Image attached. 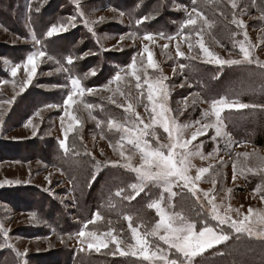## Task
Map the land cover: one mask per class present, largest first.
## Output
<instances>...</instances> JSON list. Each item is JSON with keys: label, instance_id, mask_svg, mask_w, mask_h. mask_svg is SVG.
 <instances>
[{"label": "rangeland", "instance_id": "1", "mask_svg": "<svg viewBox=\"0 0 264 264\" xmlns=\"http://www.w3.org/2000/svg\"><path fill=\"white\" fill-rule=\"evenodd\" d=\"M46 1L28 0L25 3L26 12L29 11V6L31 8H33V4H40L42 6ZM87 1L90 0H74V5H81ZM167 2L169 7L171 0H167ZM235 2L237 3V0ZM140 3L142 2L140 1ZM172 3L173 6H178L176 1ZM125 5L120 6V10L118 11H113L110 7H99L88 10L85 8V11H83L81 6L85 7V5L80 6V13H83V19L80 21L84 25L85 19L88 21H98L100 17H104L105 19L104 22L96 23L92 26L100 52H96L94 49L96 45L79 47L78 52L82 51L81 57H83L84 65L80 71L75 72L74 77L81 78V85L84 88L95 89L94 94L98 97L109 101V97L115 99L116 103L113 104L117 107L118 112L108 116L101 107L97 106L87 109L84 107L87 103L83 105H81V102L73 104L68 111L77 118V114L81 112L85 118L84 121L78 119V124L64 116L66 108L63 101L69 92L60 83L59 77L63 76L64 72L61 74V71L57 72L56 69H52L55 66V62H51L48 56L49 52L45 47V44L57 40L69 30L77 28L78 25L75 24L73 27L68 23L64 24L68 27L67 31L59 32L52 37L44 35V40L40 44H36L32 38L35 33L29 31L28 25L22 24L21 28L23 32L18 30V34L20 35H15L1 24L3 21H0V224L8 232L6 243L3 232L0 231V245H4L0 247V264H40L38 262L40 256L45 257L50 252H58L61 250L62 241L64 240L69 243L70 249L81 250L83 253H89L91 250L88 249V243L93 242L91 238L79 237L78 233L72 238L35 237L33 234L39 231L42 225L36 216L35 218L32 217V214H35L36 211L35 207L15 202V199L25 198V194H27L28 196H32L28 200L34 205L39 204V201L44 198L46 199V197L74 204V201L69 199L71 191L67 195L68 199L60 197V190L64 188L70 189L69 184L58 169L41 160L42 156L40 154L42 151H36V159H34L35 157H25L23 155L24 149H19L18 152L14 153V151H17L18 146L16 147V145L18 143L34 141L39 145L40 141L48 139L52 147V140L50 139L52 138L57 145L53 152L58 154L60 149L62 153L68 155L70 149L66 154L64 149L60 147V142L65 140L66 130V144L68 148L75 129L78 130L77 133L83 135L80 146L82 149L81 154L99 162L97 163L99 166H96L95 172L102 173L105 168H109L111 171L112 168H118L117 171L123 173L122 175L118 174L107 177V179L111 180V192L121 186L124 193L123 195L121 192H119L120 195H117L118 191L111 193L106 205L101 207V213L116 210L118 207L120 209L123 208L115 197L121 199L123 196H134L135 198L139 197V200L142 202L139 203L142 205V208H138L139 205L132 208L137 216H139L138 214L143 210V207L146 206L154 214L151 218V225L159 221L160 217L157 215L156 209L150 208L148 205L157 199L161 193H163L165 204H167L169 202V194L163 192L162 188L149 184L144 188V191L136 195L135 191L130 187V185L138 182L136 173L122 167L128 161L120 156V151H124L125 157H132L131 163L133 166L141 164V153L133 145L128 144L126 140H120L122 133L117 132L115 129L110 130L107 126L109 119L125 123L130 118L129 113L124 110L129 103L133 105L135 113L139 114L144 123H151L153 116L152 104L147 100L146 84L143 85L142 89H137L135 87V78L122 73L124 81L120 83V88L124 93L123 95L118 93L114 95L117 88L115 82L109 85L110 78L114 77L115 73L121 68H126L132 62L133 57L136 58L138 67L142 69L146 68L150 78L160 75L159 70H162L163 75L168 77L164 83L169 92L167 107L171 111L166 113V115L174 117L181 125L191 126L185 129L184 139H190L192 133L200 126L196 123L197 121L207 123L215 119V117H210L208 120H205L202 116L205 111H210V102L213 99L225 97L229 101L264 105V70H261L256 63H245L242 65L207 63L205 61L208 60V57L201 51L199 44V41L203 39V43L209 51L219 58L227 60L242 59L238 42L244 41L246 46L251 45L249 48L251 58L254 61L259 60L260 63H264V21L262 20L263 17L256 12L253 3L252 7L250 6L247 10L245 7L243 8L245 12L238 20L244 21L245 28L241 29L239 27L240 31L237 34V39L235 44L232 45L235 48H231L232 50L229 49V51L224 50L215 40H213L215 43H212L213 45L209 47V43L205 40L202 33L197 35L196 31H192V28L195 26H189L190 31L186 35L180 30L176 34L164 33L163 38L158 36V33L153 34L154 41L144 40L143 36L126 32V29L132 26V19L126 13ZM120 12H123L124 15L121 16ZM189 12H191V9H187L186 15ZM8 16L10 17V14H7ZM199 21L201 20L198 19L197 23ZM110 26L114 27V29L110 30ZM196 26L199 25L197 24ZM98 30H103V32L97 34ZM245 32L248 37L247 41H245ZM121 36L125 37L123 41H121ZM167 37H173V39L169 40ZM189 42L192 44L191 50L189 49ZM164 45H168V47L165 48ZM177 45H179L180 51L185 53L184 57L177 55ZM54 46L57 49V44ZM145 46L152 52L153 60L158 64L159 70L147 67V53H144ZM20 48L27 55H25L23 61L15 64V61L7 58L8 54L6 52L9 53L11 49H14V51L16 49L20 50ZM37 50L45 51L46 56L37 61L36 75L33 77L31 84L24 87L23 91H21L23 81L27 78L24 63L27 56ZM85 53L92 54L85 56ZM192 57H195V59H192ZM186 60L203 62L204 69H200L195 76L193 75L190 78L188 74L183 73L184 70L180 67L182 65L181 62ZM5 61L8 63H5ZM16 65H20V67L17 70V75L14 77L11 69ZM209 67L216 68L215 70L220 72L219 75L214 76L210 74L205 79L195 82L194 78L205 76ZM92 69L96 70L95 76L98 75V70H100L99 76L102 73L104 75L98 80L86 82L80 73L81 71L88 73ZM173 69H175V73ZM178 75H182L183 82L186 84H171ZM52 77H55L56 83L50 86L49 82ZM141 83H143V76ZM182 84L184 85L183 87L180 86ZM105 85H109L113 89V92L105 91ZM186 86L189 90L188 94L180 96L172 104L173 95L175 93L177 95ZM216 87L220 90H217ZM214 89L215 91H224L219 94L215 93ZM202 90H204L205 94H203ZM52 91L54 98L49 103L47 94L52 93ZM142 92L143 95H141ZM85 95H88V93L85 92ZM186 98L188 104L187 110H184ZM74 99L82 100L79 97ZM118 104L123 107H118ZM49 105L54 107H48ZM173 105L176 108L175 111ZM158 111L159 109H157ZM260 114H264V109L260 107L240 110L234 108L225 109L221 113L223 132L225 134L217 137L215 129L210 128L205 135L199 136L196 141H193V145L190 146L192 150L196 151L198 148L199 152L203 155L192 157L188 175L194 179L198 174V169L208 168L209 171L203 175L201 180L195 181L196 195H193L189 188L182 186L183 181L179 182V186L173 187L172 191L176 195L170 201L173 206L170 209L171 211L180 212L191 221L196 222L197 229L202 226L205 220L210 226H216L218 223L211 219V205L208 204V199H211L213 196L215 197L214 203L222 205L220 207L221 214H224L226 208L230 205L232 211L228 214L234 220L248 215L249 208L264 211V199H262V196H264V166H262L257 156L252 155L256 153L259 157H264V148L251 143L252 138H255L252 134H255L253 132L256 131L255 126H257ZM190 118L196 119L188 121ZM98 121L102 123L98 125ZM70 126L71 129L69 130ZM140 128H143V124H140ZM155 132V137L152 135L145 137L153 147H157L158 143H168V133L164 132L159 124L155 125ZM120 143L123 144L122 149L119 147ZM50 145L46 147L43 145L44 153L46 150L48 153ZM37 148L40 149L39 146ZM164 151L167 154V150L165 149ZM18 153L20 155H16ZM242 153H249V156L246 158L242 155H237ZM233 164H236L237 167L235 180L232 178ZM248 169H253V171H248ZM97 177L98 175L95 176L92 184L95 183ZM212 180L216 181L215 186H213ZM7 181H11L12 183H8ZM229 189H231L230 193L228 192ZM98 193H96L97 196ZM205 193H208L207 197H205ZM63 208L73 210V207L68 205H64ZM46 209L48 212V207ZM134 219L131 221L132 227L137 228L143 234L145 227L139 223L140 218H138V222H134ZM123 220L125 222H121L120 224L128 225V237L125 227H118L117 231L115 229L107 230L102 223V219L95 220V230L91 231L96 232L105 242H108L110 238L104 234L111 231L118 241H123L120 245L121 249L128 250V245H134L135 240L132 239L129 220L125 218ZM252 227L255 232L264 226L254 223ZM224 228L227 230L226 225ZM236 235L240 236L239 240L235 238ZM148 239L150 242L155 239L162 248L167 250L168 246L163 241H159L158 238L148 237ZM81 240L84 243H81ZM111 246L115 248V252L111 251L114 253L111 256L113 262L119 264H149L148 261H144L139 255L121 256L116 244L108 242L107 248ZM107 248L101 247L100 250ZM153 250L155 249L153 248ZM93 251L96 253L100 252L96 251L95 248H93ZM18 253L26 254L18 255ZM171 253H175V250L172 249ZM52 254L54 260H49L44 264H62L61 254ZM170 258H175V256L170 254ZM74 263L75 259L69 264ZM192 264H264V240L258 239L255 235L248 236L247 234L233 233V238L230 241L209 249L202 255L193 258Z\"/></svg>", "mask_w": 264, "mask_h": 264}, {"label": "trees", "instance_id": "2", "mask_svg": "<svg viewBox=\"0 0 264 264\" xmlns=\"http://www.w3.org/2000/svg\"><path fill=\"white\" fill-rule=\"evenodd\" d=\"M27 1L28 0H0V16H2L0 21H3L1 24L15 35H20L18 34V30L23 32L21 25L26 24L29 26V31L35 33L36 38L40 41H43L44 35H46V32L51 26L67 23L69 24L70 17L76 18L75 24L78 25L77 28L69 30L57 40L45 44V47L49 52L48 56L51 57V62H55V66L52 69H58L61 67V65H63L64 68L69 69L68 72L61 71V74L64 72V75L59 77L61 85L66 86L64 87L66 91L70 90V81L68 79L69 74L74 77L75 72L80 71L84 65L82 58H80L82 51H80V53L78 52L79 47H91L96 45L94 49L96 52H100L98 48L99 45L97 44L98 41L96 40L95 35H93V33L89 31V28L85 26L82 21H80L83 19L80 15L81 5H85V7L81 6L83 11H85V8L88 10L99 7H110L111 9L118 11L120 10V6L126 4L124 8L126 7V13L129 14L130 18L132 19V26L128 27L126 32L136 34L138 36H144L146 33H158V36H160L161 33L176 34L180 30L184 35H186L190 30L188 27L182 29V22L188 18L186 15L187 9L192 10L193 7H196L211 25V27H209L208 25H205L203 21H199L197 23L199 26H195L196 33H202L205 40H207L209 43V47L213 45L212 43L216 42L227 51H229L231 48H235L232 45L235 44L237 34L240 29L238 25L232 21L234 18L237 20L241 18L242 14L245 12L243 9L244 7L247 10V8L250 6L252 7L253 3V7H255L256 12L263 17L262 20L264 21V0H237L236 8L232 7V4L229 0H196L195 5L193 4L192 0H171L169 7L167 0H90L84 2L81 5H74V0H47L42 6L40 4H33V8L26 12L25 3ZM140 1L142 3H140ZM174 1L177 2L178 6H173L172 2ZM37 8L39 9L38 11ZM7 14H10V17H7ZM144 16H150L152 18L143 21V23L137 24V21L142 20ZM113 29L114 27L110 26V30ZM102 32L103 30H98L97 34ZM26 36L28 37V35ZM213 40H215V42ZM55 44H57V49L54 46ZM6 53L8 54L7 58H9V60L15 61V64L23 61L25 55H27L21 48L20 50L16 49L15 51L14 49H11L9 53ZM69 56L73 57V63L71 65L67 63V58ZM181 63L185 66L182 68L184 70L183 73L188 74L190 78L193 75L195 76L200 69H204L203 62L200 63L193 60H186ZM215 69L216 68L211 67L207 68L206 75L202 78H194V81L199 82L198 80L205 79V77L210 74L218 76L220 72L216 71ZM85 73L86 72L83 73L81 71L80 75L84 77ZM99 73L100 70H98L97 76L90 75L85 79V81H95L100 79L104 73H102L100 76ZM50 79V86L55 85V77ZM179 83H185L183 82L182 75L176 76V78L171 82L172 85H177ZM216 88L217 90H220L218 87ZM188 91L189 90L187 86L182 89V91H177L178 96L176 93L173 95L172 104H174V102L177 100V98H180V96L188 94ZM223 91L224 90L215 91L214 89V92L219 94L223 93ZM202 92L205 94L204 90H202ZM53 95V91L52 93L47 94V100L49 103L52 101L51 99L54 98ZM110 101L105 98L98 97L96 94H88L82 97L81 105L87 103L94 105L93 108L97 106L101 107L105 111V114L109 116L118 112L115 104ZM173 109L174 111L176 109L174 105ZM77 115L79 120L82 119L84 121L85 118L82 116L81 112H79ZM195 119L196 118H190L188 121H194ZM255 127L256 131L253 132L255 134H252L255 138H252L251 143H254V145L258 147L264 148V114H260L258 116V123ZM77 132L78 130L75 129L74 133L72 134V138L70 139V152L68 155L62 153L60 149L58 154L53 152L57 145L52 138H50L52 140V147L48 139L40 141L39 145H37L34 141L29 143H18L16 145V147H18L17 151H14V153L18 152L19 149H24L23 151L25 152L23 155L25 157L28 156L29 158H34L36 151H42L40 154V156H42L41 160L44 163L51 165L53 168L58 169L65 177V181L69 184L70 189L64 188L63 190H60V197L68 199L67 195L71 191V196L69 199L74 201V204H70L66 201H61L60 199L54 200L46 197V199L44 198L43 200H40L39 204L34 205L28 200L32 196H28L27 194H25V198L15 199L16 203H24L25 205L35 207V216L42 225L40 230L36 231L33 235L35 237L42 238H72L81 230H95L94 225L96 223V213H99L102 217V223L105 225L107 230L115 229L117 231L118 227H125L127 237L128 225L120 224L121 222H125L123 219L126 216H131L132 219L135 218L134 222H138V218H140L139 223H141L144 227H150L151 218L154 215L152 211L145 206L143 207V210L139 212V216H137V214L132 209L138 205V208H142V205L139 204L142 203L139 200V197L134 199L131 198L133 196H123L121 199L115 197V199L121 203L123 208L120 209L118 207L116 210H109V212H100L101 207L106 205L108 197L111 193H114L115 191L121 192L122 195L124 193L121 186L111 192V180L107 179V177L118 174L122 175L123 173L117 171L118 168H112L111 171L109 168L105 167V170H103L104 172H95L96 166H99V164H97V162L91 157L83 156L81 154L82 149L80 146L82 144L81 138L83 135ZM43 145L45 147L50 145L48 153L47 150L44 153ZM37 146H39L40 149H38ZM16 155L20 154L18 153ZM34 159H36V157ZM96 175H98V177L95 180V183L92 184L93 177ZM96 193H98V196ZM64 205L73 207V210L64 209ZM46 207L49 209L48 212L47 209L45 210ZM89 221H94V223H88ZM85 225H87L86 228ZM62 242L61 250L58 252H50L45 257L40 256L38 262L40 264H44L49 260H54L52 253H60L62 264H69L71 261H73V259H75L74 264H119L112 261L111 256L114 254L113 252H115V248L113 246L104 250H100L99 253L94 252L93 249H91L89 253H83L81 250L70 249L69 243L67 241L64 240Z\"/></svg>", "mask_w": 264, "mask_h": 264}, {"label": "snow or ice", "instance_id": "3", "mask_svg": "<svg viewBox=\"0 0 264 264\" xmlns=\"http://www.w3.org/2000/svg\"><path fill=\"white\" fill-rule=\"evenodd\" d=\"M193 4H196V0H192ZM232 3V7L236 8L237 4L235 0H230ZM29 10H31V6H29ZM39 9L37 8V11ZM115 11V9H113ZM121 16L124 15L123 12L119 13ZM195 14V15H193ZM83 16V13H80ZM188 18L182 22L181 28H187L189 26H196L198 19L203 21L205 25L211 27L207 19L203 16L201 12L197 10L196 7H193L191 12L187 14ZM152 17L144 16L142 20H138L137 24L143 23ZM104 17H100L98 21H88L85 19V26L89 28V31L95 35L93 25L96 23L104 22ZM75 17L69 18V24L71 26H75ZM233 23L237 24L241 29L245 28V23L243 20L233 19ZM68 27L64 24L53 25L46 32L47 37H52L54 34H58L62 31H67ZM192 31H196V28L193 27ZM197 35L200 33L197 32ZM160 36L163 38V34ZM245 41H247V33H244ZM33 40L36 44H40L41 41L33 35ZM125 39L124 36H121V41ZM144 40L154 41L153 34L146 33L143 36ZM167 39L171 40L173 37H167ZM239 49L242 54V59H221L216 56L213 52L209 51V49L204 45L203 39L199 41L200 49L204 53L205 56L208 57L207 63H216L219 65H242V64H253L256 63L261 70H264V63H260L259 60H253L251 58V53L249 48L251 45L246 46L244 41H240ZM165 48L168 45H164ZM192 44L189 42V49L191 50ZM144 53H147V67L152 68L154 70H159V66L153 60L152 52L149 50L147 46L144 47ZM92 53H85L84 55H90ZM142 55V54H141ZM177 55L180 57H184L185 53L180 51L179 45H177ZM46 56V52L43 50H37L29 54L24 63V68L26 71V80L23 81V85L21 87V91H23L24 87H27L31 84L33 77L37 72V61L43 59ZM83 58V57H80ZM51 59V57H49ZM195 59V57H192ZM5 63H8L5 61ZM67 63L71 65L73 63V57L69 56L67 58ZM30 66V67H29ZM20 65H16L12 67L11 72L15 77L17 75V70ZM181 68H184V65H180ZM57 72L65 71L68 72L69 69L64 68L61 65L60 68L56 69ZM160 71V75L155 77H149L146 68L142 69L138 67L137 60L133 57L132 62L126 66V68H121L117 71L114 77L110 78L109 85L113 82L117 84V88L115 89V94L123 95L124 93L121 91L120 83L124 81V76L122 73H125L128 76L134 77L136 84L135 87L137 89H142L143 85H147V100L152 104V119L151 123H144V121L139 117L138 113H135L134 107L131 103L127 105L124 109L125 112L129 113V119L125 123H119L114 119H109L107 121L108 128L115 129L117 132L122 133L120 136L121 141H127L128 144L133 145L136 149L141 153V164L139 166H133L131 163V156L125 157L124 151H120V156L125 158L128 162L123 164L122 167L136 173L137 183L130 185V187L135 191L136 195H139L140 192L144 191V188L152 184L154 186L160 187L163 189V192H167L168 203L165 204V197L163 193L160 196L153 200L148 207L155 208L157 215L160 217L159 221L155 222L153 225L149 227H145V231L141 234L137 228L132 227L131 221L132 217H125L129 220V228L132 232V239L135 240L134 245H128V250L121 249L120 245L123 241H118L115 236L112 235V232L109 231L104 235L109 237L110 240L108 242L114 243L117 246V250L119 251L121 256L132 255V256H141L144 261H148L149 264H192L193 258L202 255L205 251L209 249H213L218 245L224 244L230 241L233 238V233L235 234H247L248 236L255 235L258 239L264 240V227H261L258 231H253L252 225L259 224L264 226V211L261 210H253L249 208L248 215H244L241 219L234 220L228 214L232 211L230 205L226 208L224 214H221L220 207L222 205H217L214 203L215 197H211L208 199V204L211 205V219L217 221L216 226H210L208 222L205 220L202 226L197 229V223L191 221L188 217L181 214L180 212L171 211L170 209L173 207L170 203L171 198L176 195L175 192L172 191L173 187L179 186V182L183 181V187L189 188L193 195H196V185L195 181L201 180L203 175L209 171L208 168H200L198 169V174L193 179L188 175L191 168V159L195 155H203L199 152L197 148L196 151H193L190 146L193 145V141H196L199 136L205 135L207 130L210 128L215 129V134L217 137L224 135L223 132V121L221 118V113L225 109H247V108H256L260 107L264 109V105H255V104H246L241 103L239 101H229L225 97H221L220 99H213L210 102V111H205L202 116L203 119L208 120L210 117H215L214 120H210L207 123H201L197 121L196 123L200 126L194 131L191 135L190 139H184L185 129L191 127L190 125H181L177 122L174 117H168L166 113L171 110L167 107V100L169 96V92L167 87L165 86V81L168 77L164 76L162 70ZM175 73V69H173ZM95 76L96 70L92 69L90 72L85 73L84 79L88 76ZM143 76V83H141ZM71 88L67 94L66 99L63 101L65 105L64 116L69 119L75 121L77 124L79 120L76 116L72 115L68 109L72 107L73 104H77L82 102V100L74 99L76 97L82 98L87 92L89 95L94 94L96 91L93 88H84L81 85V78L72 77L69 74L68 77ZM105 85L104 90L113 92V89L109 86ZM183 87L184 85H180ZM66 87V86H62ZM143 95V92L141 93ZM112 103H116V100L112 97H109ZM185 108L187 110V98L184 101ZM118 107H123L122 105H117ZM48 107H54L49 105ZM85 108L91 109L94 105L85 104ZM157 109L159 111L157 112ZM183 114V112H181ZM134 117V119H132ZM93 119H95L93 117ZM63 122V118H62ZM98 125L102 122L98 121ZM140 124H143V128H140ZM159 124L160 127L163 128L164 132L168 133V143L159 144L157 147H153L148 140L145 139L146 136L152 135L156 136L155 125ZM71 129V126L69 130ZM151 129V131H149ZM67 139V130L65 133V140L60 142V147L64 149L65 153L69 152V148L66 144ZM119 147L122 149L123 144L120 143ZM167 150V154H165L164 150ZM238 156L248 157L249 153L237 154ZM252 155L257 156V158L261 161L262 166H264V157H259L258 154L253 153ZM99 163V162H97ZM248 171H253V169H248ZM237 175V167L236 164H233V180L236 179ZM95 177H93V180ZM8 183H12L11 181H7ZM216 181L212 180L213 186H215ZM214 190V188H213ZM259 190V188H258ZM231 192V189L228 190ZM117 195H120L117 192ZM208 196V193H205V197ZM134 199L135 197H131ZM199 199V197H197ZM264 199V196H262ZM238 212V210H237ZM255 216V218H253ZM32 217L35 218V214H32ZM101 216L99 213L95 214V220H100ZM88 223H94V221H89ZM227 226V230L224 226ZM87 225H85V228ZM219 229V230H217ZM0 231L3 232L5 242L7 243L8 232L4 229L3 225L0 224ZM163 233V234H161ZM79 237H88L91 238V241L88 243V249L95 248L96 251H100L101 247L107 248L108 242H105L96 234L94 231H84L81 230L78 233ZM148 237L158 238L159 241H163L165 245H167V250L162 248L158 242L154 239L153 241H149ZM237 240L240 239L239 235L235 237ZM84 243L83 240L80 241ZM4 245H0L2 247ZM11 246V245H7ZM153 248L155 250H153ZM174 249L175 253H171V250ZM26 253H18V255H25ZM170 254L175 256V258H170ZM183 257V259H181Z\"/></svg>", "mask_w": 264, "mask_h": 264}]
</instances>
